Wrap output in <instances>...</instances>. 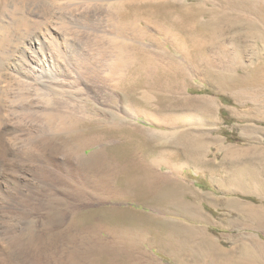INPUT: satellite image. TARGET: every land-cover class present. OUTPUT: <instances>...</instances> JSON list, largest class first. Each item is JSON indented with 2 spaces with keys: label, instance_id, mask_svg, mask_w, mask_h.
Masks as SVG:
<instances>
[{
  "label": "bare ground",
  "instance_id": "6f19581e",
  "mask_svg": "<svg viewBox=\"0 0 264 264\" xmlns=\"http://www.w3.org/2000/svg\"><path fill=\"white\" fill-rule=\"evenodd\" d=\"M50 1L52 0H0V6L5 3L7 7L12 8L11 16H4L0 20V128L4 129L9 123L4 120L7 115L5 112H12L19 108L39 113L43 130L48 128V131L45 132L56 135L47 138V134L44 133L41 146L55 149V142L61 138L57 135L66 133L67 137L63 139L62 144L65 145L70 174L55 175L54 177L60 190L66 196L54 197L51 195L46 199L47 217L53 226L60 225L62 227L60 232L64 234V239L66 238L70 243H75L77 240L84 226L81 225L90 223V228L84 231L91 239L84 264H153L150 260L142 259L136 252V247H138L136 242L134 243L136 247L134 244H127L131 241L125 238L128 228L120 224L122 223L120 221L123 216L122 212L113 209L84 212L82 208L83 205L93 202L137 196L136 193L140 194L147 187L146 177L154 175L158 171L157 167L160 161L157 160L158 163L156 159L146 161L121 159L120 164L116 165L108 158L104 147L114 141H118L124 146L136 140L130 135L131 131H127L124 122L120 120L97 122L98 118L96 120L94 118L97 115L85 110L83 99L81 105L64 110L60 109L56 101L50 98L52 94L47 92L49 91L48 84L58 83L60 80H66L71 94L83 91V88L79 86L81 81L78 80L79 72L75 67L71 68V63H68L66 69L62 68V65L66 66L65 60L62 59L68 58L64 57V54L60 56L59 47L60 44L66 47L73 45L71 35L68 36L56 26L50 25L40 28L41 31L36 29L34 32L23 35L24 29L22 34L20 33L21 26L23 27L26 20L32 18L28 17L29 19H27V15H25L26 5L33 4L47 8L46 6L52 3ZM116 1L115 13L120 26L125 29L130 28L129 30L134 32V38L133 36L129 38L128 35L119 32L120 34L118 33L117 38L115 37L117 40L114 42L119 55L117 54L116 58L118 63L116 65L112 63L116 66H114V71L117 70L119 74L121 73L119 85L124 101H132L133 94L145 88L181 94L186 89L191 76L195 75L204 77V80L212 84L217 91L230 95L237 104L250 102L253 106L264 105V0ZM26 24L28 25V22ZM198 29H205V32ZM144 44L145 46L146 44L150 45L153 50L147 52L143 47ZM61 57L64 58L61 59ZM216 57L218 60L223 58L225 61H217ZM112 60L114 61V59ZM121 61L122 64L119 65ZM62 75L65 79H61ZM82 85L88 87L91 84L86 82ZM84 95H86L87 101H93L90 95L86 93ZM169 96L171 97L168 100H162L158 106L171 110L172 113L170 112L171 114L165 118V123L170 126L186 123V120L184 121L180 115L181 119L174 117L177 114L175 111H182V113L186 111L189 114L191 111L195 112L197 118L189 121L191 124L194 123L193 125L201 124L212 116L214 109L210 99L187 96L174 99L175 95ZM16 100H21L22 104L16 105ZM1 130L0 154L4 152V131ZM200 131L199 127L190 128L188 132L183 131L184 133L180 134L177 144L172 147L169 145L168 148L171 149L165 151L168 159L171 158L170 162L163 153L167 160L163 167L169 171L180 172L183 169H193L196 173H204L207 154L203 134ZM146 142H144V146L149 147L146 150L152 148L151 152L154 149V144L151 140H146ZM94 147L98 149L89 154L86 153L88 149ZM140 149L138 148V150ZM146 150L144 151L146 152ZM172 160L182 162L183 166L180 167L179 164V167L173 168L170 164ZM45 172H39L38 178L47 179L49 175ZM16 182L18 187H24L23 181ZM251 183L249 179L243 178L242 191L250 188ZM115 185H119V187L116 188ZM43 187L45 190V185H42L41 189ZM44 202L45 199L41 200L39 206H45ZM148 224L150 225L148 222L143 225L148 227ZM111 225H117V230L112 229L113 233L109 229ZM139 227L141 228L142 225ZM99 228H106L111 234L119 235L120 238L117 236L118 241L117 238L115 239L118 243H114H117L118 246L113 249V245L112 248L109 245L107 249L103 247L104 249L101 248L102 250L98 251V242L94 243L98 239L94 241L93 238ZM160 228L161 234L159 233ZM160 228L154 223L152 228L150 226L144 232L139 230L142 231V235L139 234L140 232L137 235L138 237L142 236L140 238L147 237L149 233L157 235L156 244L159 248L162 246L165 253L176 264H264V245L254 238H247L246 242L233 241L229 249H223L217 245L218 243L216 244L211 238H208L209 236L202 234L197 236L195 232L184 228V226L163 225ZM254 228L264 231V222L256 221ZM131 230L133 231V229ZM26 232L27 228H24L19 235L11 232L6 238L9 239L8 248L22 246L23 242L28 245L29 239ZM21 236H24L25 239ZM99 246H101L100 243ZM50 264H82V256L80 257L79 251L77 252L74 247V250L65 259L57 258Z\"/></svg>",
  "mask_w": 264,
  "mask_h": 264
},
{
  "label": "rangeland",
  "instance_id": "374dc122",
  "mask_svg": "<svg viewBox=\"0 0 264 264\" xmlns=\"http://www.w3.org/2000/svg\"><path fill=\"white\" fill-rule=\"evenodd\" d=\"M69 1L70 0H52L50 1L52 3L46 6L47 8L33 4H29L28 6L27 4L25 7V15H27V19L30 17L32 18L29 19L30 21L26 20L25 22V24L28 22V25L26 24L28 28L25 24L23 27L21 26L20 33L22 34L24 29L23 35L29 32H34L36 29L41 31L42 29L40 28L45 25H50L56 26L61 32L68 36L71 35L70 38L74 42L73 45L66 47L63 44H60L59 47L61 52L64 50L62 53L59 52L60 56L64 54V57L66 56V58L69 59L61 57V59L64 58L62 60H65L64 64H66V66L62 65V68L66 69L68 63H71L70 67H75L79 72L78 80L81 82L85 81L82 84H86L87 82L91 85L84 87L85 85H82L80 82L79 86L83 88L82 93L74 92L71 94L66 80H60L58 83L51 82V84H48L49 91L47 92L52 94L50 95V98L56 101V104L60 109H71L75 105H79L84 101L83 106L86 108L85 110L91 113L93 112V114L95 113V116H97L94 118L95 120L98 118L96 120L97 122L105 123L107 121L110 122V120H120L124 122L127 131H131L132 133L128 132L132 138L137 141L134 140L124 146L118 141H114L110 145H105L104 150H106L108 158L111 159L112 162L117 165L120 164L121 159H128V161L156 159V161H160V163L157 161L159 164L156 174H161L162 172L166 173L169 170L161 165H164L167 160L170 162L171 158L168 159V155H166L167 153L165 152L166 150L171 149L168 148V146L171 145L172 147L176 145L180 138V134L183 131L188 132V130L190 131V128L199 127L204 138L205 151L208 156L207 160H210V158H216L217 160L225 159L227 172H229L231 170L230 166L234 164V157L243 158L242 161H239L238 163H242L243 166L251 164L258 165L259 169L257 173L264 181V158H262L264 156L263 104L258 106H253L250 102L237 104L230 95L217 91L212 84L204 80V77L195 75L191 76L186 89L181 94H171V92L161 89L145 88L138 90L133 94L134 96L132 99H136L134 100L135 102L133 100L130 102L124 101L119 85L121 81V73L119 74L117 70L114 71L116 67L115 65L118 63L116 58L119 53L114 42H116L119 32H123V34L126 36L128 35L129 38L132 36L134 38L133 30H129L130 28L125 29L120 26L115 13L116 0H104L105 3L103 0ZM11 11V7H7L5 3H2L0 6V20L3 19L4 16H11ZM198 30L203 33L205 32V29ZM18 32L19 29L17 33ZM143 47L147 52L153 50L148 44H146V46L144 44ZM112 59H114V61L116 60V62ZM222 59L220 58V60H218L217 58V61L224 62L225 60ZM177 61H180V59H177ZM112 62L115 63V65ZM120 64H122V61L119 65ZM62 77L63 75L61 76V79H65ZM85 93L90 95L93 98V101H87L85 99ZM169 95H172V97L175 95L173 97L174 99H177L180 96L210 99L213 102L214 109L211 118H207L205 122H203L204 124L201 123L198 124V126L197 124L193 125L194 123H189L193 118H197L195 112L191 111V114H189V112L186 111H183V113L182 111H175V114L177 113L178 115L176 114L174 117L177 119H181L180 117H182L184 121L186 120V123L178 124L177 126H180V128L176 125L170 126L166 124L165 118L172 112L170 109L161 108L158 105L162 100H168L171 97ZM20 104H22L21 100H16V105ZM32 111L33 110H21L18 108L14 109L12 112H5L7 115L5 116L6 118L4 117V120L9 121V123L4 129L0 128L2 129V132L4 131V152L0 154V264H45L46 262L48 263V260V264H50L51 261H54L57 258L65 259L67 255L74 250V247H76L77 252L79 251L80 257L82 256V264H84L86 254L89 252L91 245V239L84 231L90 228V223L82 224L81 226H84L82 227L77 240L75 243H70L66 238L64 239V234L60 232L62 227L60 225L53 226L47 217L46 199L51 195H54V197L66 196V194L60 190L54 177L55 175L66 176L70 174V171L68 170L69 161L64 147L65 145L62 144L63 139H65L67 135L66 133H59L57 135V137L60 136L61 138L55 142V149L53 150L41 146L44 133L47 134V138L56 135L53 133L50 135V133L45 132L48 131V128L43 130L40 114ZM133 132H135V134H133ZM134 135L137 137H134ZM141 138L144 140L143 142L140 140ZM145 139L151 140L154 144L153 150L155 151H151L154 154L150 152L152 148L146 150V148L149 147L146 145V147L144 146V142H146ZM215 139L219 140L222 148H220L218 144H215ZM138 148L141 149L138 150ZM97 149V147L88 149L86 153L89 154ZM144 150H146V152ZM163 153L164 156L167 157V160L163 156ZM161 160L166 161L162 162ZM172 163L178 167L179 164L180 167L183 166L182 162L176 160L172 161ZM41 171H46L45 173H47L49 177L47 179H43V177L39 179L38 174ZM179 175L183 181L189 185L197 184L195 179L199 182L200 178L201 182L198 183V187H204L202 173L196 174L192 169H183L179 172ZM20 180L23 181L24 187L17 186L16 181ZM42 185H45V190L44 187L41 189ZM115 187L118 188L119 185H115ZM25 189L26 191L24 192ZM142 193H144V191H142L141 194L136 193L137 196H128L118 200L112 199L103 202H93L83 205L82 208L84 212L103 209H113L122 212L123 216L121 215L122 220L120 219V221L123 224L120 223V221L119 223L125 228H128V233L125 235V238L126 240L128 239V241H134L132 243L127 241V244L132 245L136 242L135 244L138 246L136 247L134 244L137 248V250L135 249L136 252L140 254L142 259L147 261L150 260L153 264L176 263L165 253L162 246L159 248L156 244L155 241L158 238L157 235L154 236L149 233L147 237L144 236L146 238L143 237V240H136L138 239V232L142 235V231L144 232L150 226L152 228L151 224H148V227L143 225L146 224L145 222L150 221V217L165 222H178L180 224L172 225H181L186 228H192L193 230H200L206 235L216 239L218 243L220 242L219 244L224 249H229L234 240L246 242V237L254 238L256 241L264 245V232L256 231V229L250 230L248 229L249 226L245 228L244 225V227H233L220 221L224 218L228 219L231 216H234V211L229 208L216 210L209 208L205 203H201L199 207L210 219V222L207 224L203 222L198 223L185 217L186 220L184 216L182 217L180 215H173L172 218L167 216L166 213L160 212L152 205L156 204L155 202H149L145 199V197H143L144 194ZM222 196H225L227 199H234L238 202L242 210L250 209L257 213L264 212V196H259V194L257 195L256 192H252L251 190L243 194L226 193ZM43 199H45V206H39V202ZM119 223L116 224L120 225ZM139 224L142 225L141 228L139 227ZM137 226L138 228H135ZM24 228H27L26 233H28L27 237L29 239V244L25 245L26 243L23 242L22 246L8 248L9 239H6L9 237L8 235H10L11 232L19 235ZM113 228L117 230V225H111L109 228L111 229V233L114 232V230H112ZM131 229H133V231ZM161 232L162 230L160 228L159 233L161 234ZM111 233L110 231L108 232V229L106 228L97 229L93 239L94 241L98 239L94 242H98V251L104 249L103 247L107 249L109 245L110 247L113 245V249L118 246L117 241L120 238L119 235L115 236ZM117 236L119 238H117ZM149 236L150 239H148ZM21 237L25 239L24 236ZM115 239L117 241H115ZM115 242H117V245L114 244ZM99 243L101 246H99ZM39 252L41 253L39 254Z\"/></svg>",
  "mask_w": 264,
  "mask_h": 264
},
{
  "label": "crops",
  "instance_id": "0c3cea01",
  "mask_svg": "<svg viewBox=\"0 0 264 264\" xmlns=\"http://www.w3.org/2000/svg\"><path fill=\"white\" fill-rule=\"evenodd\" d=\"M214 142L215 144H218L220 148H222V145H220L219 140L215 139ZM262 158H264V156ZM242 159L240 157H234L233 159L234 164L230 166L231 170L227 172V168H226L227 165L225 164L226 162L225 159L217 160L216 158L215 159L210 158V160H207L206 158L204 173L198 172V173H202L203 175L204 187H198V183L201 182L200 178H199V182L196 181L195 179V182L197 184H193V185L187 184L186 182L183 181V179L179 175V172L177 171H168L166 173L162 172L161 174L155 173L154 175H148L146 177L147 187L144 190V193H142L144 194L143 197H145V199H147L149 202H155L156 204H152V205L155 206L160 212L166 213V215L171 218L173 217V215L175 216L180 215L182 217L184 216V218L186 217L187 219H190L193 222H198V223L203 222L207 224L210 222V219L202 212V210L199 207L201 203H205L209 208L216 210L229 208L232 211H234V216H231L228 219L224 218L220 220L222 223H225L233 227L245 226L246 228L247 226H249L248 229L250 230L256 229L253 228L255 226L256 221L264 222V212L257 213V212H253L250 209L242 210L238 202H236L234 199H227L225 196H222L226 193L243 194L250 190L252 192H256L257 195L259 194V196H264V181L262 177H260V175L257 173L259 169L258 165L251 164V165L243 166L242 163L241 164L238 163L239 161L241 162ZM172 161L170 163L172 167L173 168L177 167L172 163ZM161 166L163 167L164 165ZM243 178L249 179L252 182L250 188H247L245 190L243 189L244 192L242 191ZM186 210L187 212L190 211V213H187ZM248 214L250 215L248 216ZM150 218L151 219L148 223H150L152 226L154 223L159 226L180 224L178 222L176 223L173 221L165 222L157 218L155 219L152 217ZM187 229L195 232L197 236H201L202 234L208 237V235H206L200 230H192V228L191 229L187 228ZM256 231L262 233L264 232L258 229H256ZM140 237H138V239L136 240H143V238ZM208 238H211L212 241H214L216 244L218 243L216 239L210 236ZM219 243L217 245L219 247H222Z\"/></svg>",
  "mask_w": 264,
  "mask_h": 264
}]
</instances>
